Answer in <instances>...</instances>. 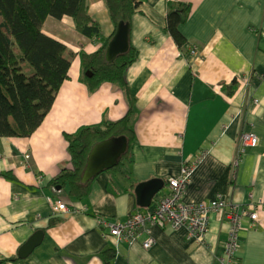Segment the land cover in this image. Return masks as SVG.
Returning a JSON list of instances; mask_svg holds the SVG:
<instances>
[{"label":"crops","instance_id":"obj_1","mask_svg":"<svg viewBox=\"0 0 264 264\" xmlns=\"http://www.w3.org/2000/svg\"><path fill=\"white\" fill-rule=\"evenodd\" d=\"M140 2L130 22L137 60L126 71L136 100L135 144L130 159L98 175L82 199L51 183L71 167L66 134L123 118L129 98L109 82L91 91L84 79L81 52L97 51L100 38L80 34L69 17L47 19L45 31L76 55L69 79L39 128L27 138H0V173L15 176L0 177V264H264V0ZM169 5L186 15L179 30L199 54L190 55L166 31ZM89 6L92 16L105 19L102 35L113 36L105 0H89ZM242 132L256 134L260 143L235 164ZM184 169L189 177L185 204L218 195L228 202L211 215L204 243L194 242L185 227L170 224L151 226L155 242L150 249L143 245L146 235L105 238L109 229L101 219L122 221L152 208ZM151 180H161L164 188L142 208L136 187ZM49 196L60 198L69 212L54 215ZM248 204L258 219L243 217L231 260L226 254L232 236L229 213ZM39 230L45 233L42 244L19 258L21 247Z\"/></svg>","mask_w":264,"mask_h":264},{"label":"trees","instance_id":"obj_2","mask_svg":"<svg viewBox=\"0 0 264 264\" xmlns=\"http://www.w3.org/2000/svg\"><path fill=\"white\" fill-rule=\"evenodd\" d=\"M105 3L116 33L119 23L130 24L141 2L105 0ZM66 17L73 20L80 34L103 41L97 51L81 52L84 71L91 70L93 74L92 77L84 76L90 90L96 91L109 82L126 90L129 98V111L123 118L84 126L75 133L66 134L71 167L62 169L51 183L61 186L70 197L82 199L89 193L92 183H81L92 147L111 137L126 136L128 151L111 169L118 170L130 159L136 137L132 127L136 100L129 92L126 71L137 60V53L130 47L127 54L106 62L105 52L115 33L108 38L102 35L99 22L90 13L89 0H0V138L30 137L51 111L63 82L69 79L76 54L44 29L47 19ZM185 18L178 6L169 5L166 31L180 48L187 45L179 30ZM5 77L10 80L8 85L2 81ZM0 177L15 179L11 171L0 173ZM113 257V254L107 256L109 260Z\"/></svg>","mask_w":264,"mask_h":264},{"label":"built area","instance_id":"obj_3","mask_svg":"<svg viewBox=\"0 0 264 264\" xmlns=\"http://www.w3.org/2000/svg\"><path fill=\"white\" fill-rule=\"evenodd\" d=\"M186 48L190 55L199 54L198 49L187 44ZM260 143L259 137L250 132H242L239 145L236 151L235 164H238L242 154L248 148L256 147ZM1 158V155H0ZM190 170V168H189ZM184 175L180 176L181 179L172 180L170 184V192L166 196L159 198L154 206L146 213L136 211L128 216L125 220L110 222L101 219V225L109 229V234H105V238L109 236L116 237L119 240L138 239L142 234H145L146 240L143 245L146 249H150L155 240L152 237L151 226L153 225H166L170 224L173 227H185L188 235L194 239V242L202 244L209 232L211 222V215L219 213L221 210L228 206L227 200L223 196L218 195L208 201H202L198 204H185L183 202V194L188 180V169L183 170ZM54 215L68 212L70 208L60 198L49 196L47 198ZM264 209V203L262 202ZM248 216L252 221L258 219V214L251 210L250 204L234 207L233 211L229 213V219L232 224V236L227 244L226 254L231 260L236 255V249L239 245V227L243 217ZM224 264V263H223ZM229 264H234L230 262Z\"/></svg>","mask_w":264,"mask_h":264},{"label":"water","instance_id":"obj_4","mask_svg":"<svg viewBox=\"0 0 264 264\" xmlns=\"http://www.w3.org/2000/svg\"><path fill=\"white\" fill-rule=\"evenodd\" d=\"M129 50L130 24L121 22L107 46L105 60L106 62H113L119 56L127 54ZM86 75L92 77L93 74L89 70ZM128 144L129 140L126 136L111 137L95 144L88 154L86 166L81 176V183L88 184L101 173L116 167L122 157L127 153ZM163 188L164 184L161 180H151L138 184L136 187V195L140 207H149L153 198ZM57 189L61 190V186H58ZM44 235L43 230L35 232L19 250V258L25 259L29 257L42 244Z\"/></svg>","mask_w":264,"mask_h":264},{"label":"rangeland","instance_id":"obj_5","mask_svg":"<svg viewBox=\"0 0 264 264\" xmlns=\"http://www.w3.org/2000/svg\"><path fill=\"white\" fill-rule=\"evenodd\" d=\"M94 16V15H93ZM95 17V16H94ZM96 18V17H95ZM67 19H69V18H67ZM97 19V18H96ZM52 20H55V19H52ZM98 20V19H97ZM98 22H100L99 24H100V26H101V32H102V34L104 33L105 34V32L107 31V28H106V23H105V19H103V18H99V20H98ZM47 27L49 28V29H52V26L48 23V25H47ZM47 28V29H48ZM75 30V29H74ZM55 33V32H54ZM58 36H61V37H64V36H62L61 34H58V33H56ZM57 38V37H56ZM65 38V37H64ZM59 39V38H58ZM65 39H73V38H71V37H67V38H65ZM61 40V39H60ZM102 40V39H101ZM103 41H101V43H102ZM73 47H74V45H72ZM75 47H78V48H81V46L79 45V44H76L75 45ZM87 72H85V74H86ZM9 78H3L2 79V81L5 83V84H9L10 83V80H8ZM182 175H184V173L182 172ZM181 175V176H182ZM177 179H181L180 177H178ZM69 212V211H68ZM65 213V212H64Z\"/></svg>","mask_w":264,"mask_h":264}]
</instances>
